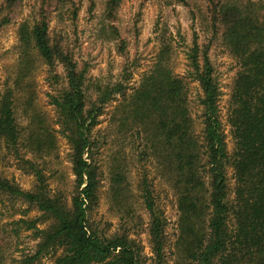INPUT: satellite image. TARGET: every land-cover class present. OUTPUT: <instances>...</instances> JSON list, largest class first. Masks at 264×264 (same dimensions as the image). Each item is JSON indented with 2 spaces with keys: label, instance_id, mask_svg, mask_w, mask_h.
I'll use <instances>...</instances> for the list:
<instances>
[{
  "label": "trees",
  "instance_id": "obj_1",
  "mask_svg": "<svg viewBox=\"0 0 264 264\" xmlns=\"http://www.w3.org/2000/svg\"><path fill=\"white\" fill-rule=\"evenodd\" d=\"M21 1H1L0 31ZM81 2L36 0L30 18L18 27L24 71L30 70L34 53L49 67V80L57 86L48 96L57 114L54 125L35 111L29 98L27 124L21 127L14 89L8 87L0 94V149L35 178L34 189L25 191L0 175V196L26 204L24 216L31 210L40 215L14 222L16 232H32L37 241L34 253L22 263L44 264L52 257L48 264H264L262 7L208 0L212 29L223 30L224 44L235 61L224 121V93L210 57L211 46H201L197 38L186 51L185 75L176 73L173 47L164 44L138 85H131L132 65L126 63L114 82L96 83L90 93L87 68L79 67L67 35L51 27L56 16L75 25ZM176 2L187 6L186 0ZM122 3L106 0L109 20L116 19ZM94 8L95 4L91 13ZM112 30L119 39L118 29ZM60 66L63 74L57 71ZM21 82L18 78L16 86ZM191 83L198 85L195 100ZM109 107L113 108L110 125L102 132L101 118ZM58 134L70 149L75 176L71 199L62 191L53 192L45 173L47 158L58 151ZM108 147L111 201L121 215L114 231L111 224L102 228L92 219L104 175L102 150ZM133 170L139 177L138 198L150 219V255L134 237L141 216L131 202ZM151 177L169 185L175 196L178 219L172 243L169 220ZM43 224L46 227H40Z\"/></svg>",
  "mask_w": 264,
  "mask_h": 264
},
{
  "label": "rangeland",
  "instance_id": "obj_2",
  "mask_svg": "<svg viewBox=\"0 0 264 264\" xmlns=\"http://www.w3.org/2000/svg\"><path fill=\"white\" fill-rule=\"evenodd\" d=\"M77 1H82L77 23L73 25L69 20L63 21L56 16L51 27L55 32L67 35V43L74 50L79 67L87 68L90 93H94L96 83L114 82L126 63L132 65L134 76L131 85H138L143 75L152 68L164 44L173 47L172 63L176 73L181 76L185 75L186 51L197 38L201 46H211L210 57L218 71L224 93L221 109L224 121H226L231 86L236 75L235 61L224 44L223 30L218 29L217 33H214L212 29L208 0H186L187 6L176 0H123L116 19L113 21L107 18L106 0ZM222 1L256 3L262 7L261 11H264V0ZM93 4L95 8L91 13ZM35 5L36 0L19 2L11 14V22L0 31V94H3L8 87L14 89L17 95L16 111L21 127L27 124L25 110L29 98L34 100L35 111L43 114L48 122L54 125L57 120L56 111L50 105L48 97L57 89V86L49 80V67L34 53L29 71H24V66L21 64L22 49L19 44L18 27L30 18ZM112 27L118 29L119 39L113 36ZM124 55H127L129 59ZM57 71L63 74L61 66ZM18 78H22V82L17 87L15 82ZM190 88L191 97L195 100L198 95V85L191 83ZM112 109L109 107L101 118L102 124L99 128L102 132H106L110 125L109 116ZM55 128L59 129L56 125ZM227 134L228 147L232 152L234 144L228 126ZM69 153V145L58 134V151L52 157L47 158L45 173L49 177L50 189L53 192L62 191L68 199H71L75 176L71 168ZM109 155V147L102 150L101 161L104 175L99 194V205L92 213V219L102 228L111 224L112 231H114L121 215L119 209L114 207L111 201L108 168H106ZM0 175L10 179L25 191H31L35 187L34 176L19 169L17 160L4 149H0ZM138 178L135 170L131 171L130 183L134 193L131 202L136 215L141 216V220L139 219L134 229V237L144 245L146 254L150 255L148 235L150 219L138 198ZM151 179L154 178L151 177ZM233 184L234 180L231 179V187ZM154 185L161 207L169 220L167 233L172 243L178 219L175 196L169 185L160 179H154ZM26 209V204L12 201L7 196H0V260L2 264H23L22 261L35 251L37 241L32 237V232L24 229L18 232L15 230L19 228L14 222L24 217L35 219L40 216L36 210H31L24 216ZM46 225L43 224L40 227L44 228ZM53 261L52 257H48L43 260V263L48 264Z\"/></svg>",
  "mask_w": 264,
  "mask_h": 264
}]
</instances>
